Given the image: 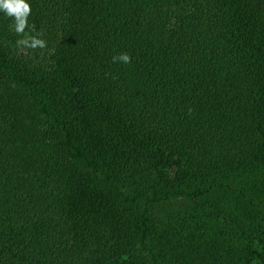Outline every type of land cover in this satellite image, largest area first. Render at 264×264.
Here are the masks:
<instances>
[{"label": "trees", "instance_id": "1", "mask_svg": "<svg viewBox=\"0 0 264 264\" xmlns=\"http://www.w3.org/2000/svg\"><path fill=\"white\" fill-rule=\"evenodd\" d=\"M24 2L0 264H264V0Z\"/></svg>", "mask_w": 264, "mask_h": 264}, {"label": "clouds", "instance_id": "2", "mask_svg": "<svg viewBox=\"0 0 264 264\" xmlns=\"http://www.w3.org/2000/svg\"><path fill=\"white\" fill-rule=\"evenodd\" d=\"M0 10H4L8 15H14L17 18V31L23 29L25 17L29 12V6L24 0H0ZM118 59L127 63L130 58L127 54H122Z\"/></svg>", "mask_w": 264, "mask_h": 264}]
</instances>
